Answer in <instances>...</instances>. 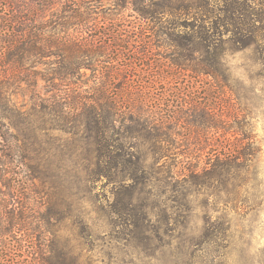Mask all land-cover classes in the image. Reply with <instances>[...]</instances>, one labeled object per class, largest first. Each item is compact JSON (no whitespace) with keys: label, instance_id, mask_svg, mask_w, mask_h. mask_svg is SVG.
<instances>
[{"label":"rangeland","instance_id":"rangeland-1","mask_svg":"<svg viewBox=\"0 0 264 264\" xmlns=\"http://www.w3.org/2000/svg\"><path fill=\"white\" fill-rule=\"evenodd\" d=\"M160 2L15 0L20 8L37 5L35 25L47 38L55 32L83 48L66 85L48 80L60 67L50 46L46 56L23 53L15 66L2 62L9 39L0 36V264H27L36 247L75 264H264V63L252 46L225 42L218 71H197L200 54L186 24L192 18H183L185 26L174 7L161 13ZM6 4L0 0V27L8 24ZM27 24L20 16L18 26L27 31ZM75 85L109 87L118 98L126 90L132 101L138 91L150 96L142 104L155 126L118 116L109 132L132 135L143 158L152 195L141 197L159 233L153 241L134 240L125 216L111 212V183H87L92 160L81 132L56 127L51 96L70 95ZM119 99L120 113L125 95ZM4 130L18 140H4ZM245 136L257 147L247 172L183 184L187 167L200 172L214 150L235 147ZM23 152L32 159L23 161ZM25 163L48 169L44 181L33 179L46 192L29 190ZM23 216L30 218L27 231ZM35 226L37 240L25 238Z\"/></svg>","mask_w":264,"mask_h":264},{"label":"trees","instance_id":"trees-1","mask_svg":"<svg viewBox=\"0 0 264 264\" xmlns=\"http://www.w3.org/2000/svg\"><path fill=\"white\" fill-rule=\"evenodd\" d=\"M3 1L7 2L8 12L4 21L8 24L0 27V36L6 35L9 42L4 47L1 46V51L3 50L4 53L2 62L16 66L19 65L23 53L46 56L47 47L50 46L52 51L49 52L55 56L60 67L52 72V77L48 80L57 79L67 85L68 75H74L75 68L81 64L79 57H81L83 44L77 41L72 42L67 36H58L55 32L52 35L49 34L50 39L47 38L46 32H41L42 30L35 25L36 14L39 11L36 8L37 5L25 4V7L20 8L15 0ZM161 2L158 4L161 13L164 14L168 7H174L179 18L182 17L183 25L192 26L190 40L195 43L200 54L197 71L206 73L218 71L221 64L222 45L225 42L236 49L252 46L257 58L264 63V0H161ZM20 16L23 22L28 23L27 31L18 26ZM185 17L192 18V21L189 24L186 23L183 19ZM23 33L26 35V40L20 37ZM187 38L185 37L186 40ZM3 76L5 75L0 72V91L3 90ZM40 76L46 80V76L42 73ZM70 85H73V82ZM70 90L72 91L70 95L67 92L51 96L52 112L57 117L56 127L65 131L74 127L76 131L81 132L80 137L84 139L87 155L92 160L85 169L87 183L91 184L99 179H105L111 183L113 195L111 212L120 217L125 216L123 222L127 224L129 221V225L133 228L131 236L134 240L141 243L153 241L159 237V233L150 219L149 213L152 209L141 197L145 192L146 195H152V186L148 185L147 173L142 163L143 158L132 144V135L109 132L110 128H114L118 116L126 122L155 126V120L150 121V116L142 104V101L146 97L147 100L150 99V96L148 97L147 92L138 91L137 99L135 97L132 101L131 92L122 91L124 94H121L119 98L125 95L124 101L121 102L125 106L119 113L120 99L110 92L109 87H93L87 91L80 85H75ZM190 106L193 107V105ZM40 107H45L42 100H40ZM174 118L177 119L175 116ZM1 135L4 140L11 141L12 138L14 141L18 140L17 135L9 134L7 130L1 132ZM244 139H246L245 142L235 147L214 150L200 172L187 167L186 173L180 175L183 184L194 182L200 177L203 182L229 181L233 180L238 172L242 170L247 172L257 147L254 146L250 136H245ZM22 158L23 161L32 159L27 152L22 153ZM25 166L23 177L25 181L31 183L29 190L40 194L42 191L46 192L43 185L35 186L33 179L39 178L44 181L48 177V169L40 164L25 163ZM167 176L168 180H171L174 175L168 172ZM25 198L28 197L25 196ZM28 205L29 202L25 201V210ZM129 213L133 217L128 218ZM29 219V216L22 218L24 231H27ZM30 230L32 232H24V237L37 240L36 226ZM33 251L31 255L35 256L34 260L28 261L27 264H75L74 259L63 263L58 257L59 253L56 257L51 256L49 250L39 247L34 248Z\"/></svg>","mask_w":264,"mask_h":264}]
</instances>
